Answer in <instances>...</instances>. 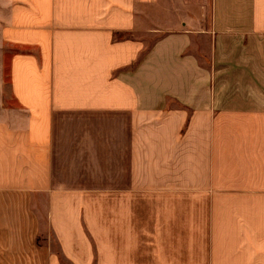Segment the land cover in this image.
Listing matches in <instances>:
<instances>
[{"label": "crops", "instance_id": "crops-1", "mask_svg": "<svg viewBox=\"0 0 264 264\" xmlns=\"http://www.w3.org/2000/svg\"><path fill=\"white\" fill-rule=\"evenodd\" d=\"M51 239L264 264V0H0V264Z\"/></svg>", "mask_w": 264, "mask_h": 264}, {"label": "rangeland", "instance_id": "rangeland-1", "mask_svg": "<svg viewBox=\"0 0 264 264\" xmlns=\"http://www.w3.org/2000/svg\"><path fill=\"white\" fill-rule=\"evenodd\" d=\"M5 72L7 74V71H5ZM39 240L40 241H45L46 240L45 237H44V233L43 232H42V235L40 236ZM51 248H52L53 253L58 257V260H59L60 264H68L62 258L61 252H60V248H59V246L57 245V243L55 242L54 239H51ZM80 249L88 251L89 250V246L81 247Z\"/></svg>", "mask_w": 264, "mask_h": 264}]
</instances>
